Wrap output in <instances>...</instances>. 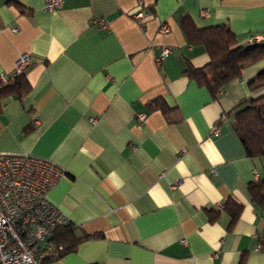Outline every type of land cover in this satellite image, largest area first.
<instances>
[{
    "label": "crops",
    "instance_id": "1",
    "mask_svg": "<svg viewBox=\"0 0 264 264\" xmlns=\"http://www.w3.org/2000/svg\"><path fill=\"white\" fill-rule=\"evenodd\" d=\"M44 4L0 0V75L12 76L22 53L33 58L29 90L0 97V155L29 153L66 170L47 197L74 240L91 237L47 264H264V207L250 191L254 169L264 179V154L248 155L233 113L264 94L249 86L264 59L214 96L186 72L210 56L182 28L189 17L198 28L225 24L240 40L264 33V0ZM164 45L172 50L158 63ZM230 198L243 205L234 222ZM61 229L55 242L71 246Z\"/></svg>",
    "mask_w": 264,
    "mask_h": 264
},
{
    "label": "built area",
    "instance_id": "2",
    "mask_svg": "<svg viewBox=\"0 0 264 264\" xmlns=\"http://www.w3.org/2000/svg\"><path fill=\"white\" fill-rule=\"evenodd\" d=\"M62 3L63 0H45L44 7L55 11ZM201 14L207 16L209 9H203ZM147 15L144 9H139L133 17L145 28L143 21ZM100 21L102 25L109 24V21ZM160 30L169 32L170 26L163 23ZM245 42L248 45L262 43L264 33L251 34ZM171 50L170 46L160 47L157 62ZM32 61L30 53L19 55L13 74L26 72ZM0 80L6 83L7 75L1 74ZM145 117V113L139 114L141 120ZM219 131L218 127L212 128L214 134ZM65 173V168L53 161L29 153L0 155V264H47L50 256L63 252V246H57L52 237L57 227L68 223L69 219L47 195ZM254 178L259 179L256 169Z\"/></svg>",
    "mask_w": 264,
    "mask_h": 264
},
{
    "label": "trees",
    "instance_id": "3",
    "mask_svg": "<svg viewBox=\"0 0 264 264\" xmlns=\"http://www.w3.org/2000/svg\"><path fill=\"white\" fill-rule=\"evenodd\" d=\"M182 28L188 40L194 44H203L210 56V61L207 64L200 67L188 65L186 72L200 85L207 86L214 96L223 90L232 79L241 76L245 66L264 59V42L248 45L245 39H238L232 29L225 24L198 28L189 17H184ZM249 86L252 91H258L264 87V68L249 80ZM29 87L30 83L27 81L26 72L12 76L7 75L6 83L0 80V97L15 91L23 96ZM160 102L163 105L161 100L156 101L154 105H160ZM233 113L234 125L248 155L251 157L263 155L264 94L243 100L235 107ZM250 191L253 200L264 207V179L254 180L250 185ZM224 206L230 214L232 222L238 219L243 209V205L232 198L228 199ZM59 229L62 230L60 235L63 236V240L70 239L71 246L57 244L53 235L52 240L56 245L63 246V252L53 256H62L66 251L72 249L78 240L91 237L85 235L74 240V228L70 221L59 225L54 234ZM261 239L264 246V234L261 235ZM240 264H243V260Z\"/></svg>",
    "mask_w": 264,
    "mask_h": 264
}]
</instances>
